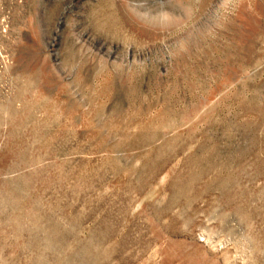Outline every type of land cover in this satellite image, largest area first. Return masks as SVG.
<instances>
[{"label": "rangeland", "instance_id": "1", "mask_svg": "<svg viewBox=\"0 0 264 264\" xmlns=\"http://www.w3.org/2000/svg\"><path fill=\"white\" fill-rule=\"evenodd\" d=\"M0 264H264V0H0Z\"/></svg>", "mask_w": 264, "mask_h": 264}]
</instances>
